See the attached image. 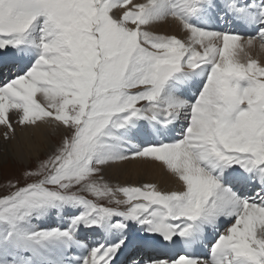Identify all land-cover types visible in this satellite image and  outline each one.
I'll return each mask as SVG.
<instances>
[{"label": "snow or ice", "instance_id": "snow-or-ice-1", "mask_svg": "<svg viewBox=\"0 0 264 264\" xmlns=\"http://www.w3.org/2000/svg\"><path fill=\"white\" fill-rule=\"evenodd\" d=\"M257 44L264 0H0V134L58 136L0 194V264H264Z\"/></svg>", "mask_w": 264, "mask_h": 264}, {"label": "bare ground", "instance_id": "bare-ground-1", "mask_svg": "<svg viewBox=\"0 0 264 264\" xmlns=\"http://www.w3.org/2000/svg\"><path fill=\"white\" fill-rule=\"evenodd\" d=\"M158 32L161 34H179L177 27L175 25L169 24H163L158 29ZM253 55L259 56L261 63L264 64V50H261L259 48V44H257ZM9 67H11V65H9ZM11 71L15 73L16 68L12 67ZM4 78H7V76H5ZM51 129L52 134L58 138L57 134L51 127L25 131H21V129L17 127V135L14 140H12L11 142H2L0 140V162H2V160L6 159L7 157H11L16 160V162H25L27 165L32 158L40 156L41 150H48V139H55L52 137L49 138L48 136ZM0 132H3V127H0ZM109 174L114 181H118L120 183L131 180L132 184H139L140 182H152L163 188L170 189L174 187V184L172 183L170 178L165 175V173L161 169L154 166L146 167L137 164L118 165L111 169L109 171ZM200 249L201 251H199V253L201 254V252H204L205 248L201 247ZM200 256H203V254H201Z\"/></svg>", "mask_w": 264, "mask_h": 264}, {"label": "rangeland", "instance_id": "rangeland-1", "mask_svg": "<svg viewBox=\"0 0 264 264\" xmlns=\"http://www.w3.org/2000/svg\"><path fill=\"white\" fill-rule=\"evenodd\" d=\"M0 127H2V126H0ZM48 136H49V138H51V137L55 138V139H51V140L58 139L55 135L52 134V129L49 132ZM2 138H3V135L0 134V140L2 142H4L5 140H4V138L3 139ZM49 141H50V139H48V144H49ZM45 151H47V150H45V149L41 150L40 155H42V153ZM0 152H1V149H0ZM35 161H36V158H32L29 161V163L26 165L25 162H22V163L18 162V161L16 162V160H14L11 157H7L6 159L2 160V162H0V194H4L7 191V183L9 181L15 182L18 178L21 177V173H22L23 169L26 166H33L35 164ZM21 182H23V181H21ZM114 182H116V181H114ZM140 183H143V182H140ZM120 184L121 185H131L132 183L130 180V181H127L124 183L122 182ZM53 220H55V218H53ZM49 222L51 223V221H49ZM206 252H204V253H206Z\"/></svg>", "mask_w": 264, "mask_h": 264}]
</instances>
